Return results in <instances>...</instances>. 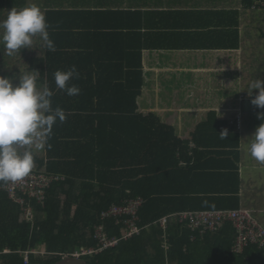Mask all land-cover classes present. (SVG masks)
<instances>
[{"label":"trees","instance_id":"16d2710c","mask_svg":"<svg viewBox=\"0 0 264 264\" xmlns=\"http://www.w3.org/2000/svg\"><path fill=\"white\" fill-rule=\"evenodd\" d=\"M230 1L212 13L224 21L204 48L240 50V95L248 96L249 84L264 79V0ZM32 4L45 14L55 51L43 47L39 37L33 38L34 49L11 55L0 46V76L38 71V87L53 91L52 106L62 108L66 120L57 121L41 150L32 148L31 172L52 178L43 199L19 195L20 204L0 188V264H55L81 249H97L99 227L108 237L121 238V218L102 215L137 198L142 200L139 233L80 259L87 264H264V247L248 244L235 252L230 223L200 235L173 217L246 209L264 228V188L250 187L240 177L244 146L262 123L257 113L264 109L245 100L238 130L236 119L228 123L209 112L189 138L180 139L154 113L139 111L142 53L191 46L174 45L172 33L142 31L139 11L81 9L66 0H0V20L11 9ZM131 57L133 66L127 62ZM72 66L79 75L68 83L80 92L68 96L56 88L54 73ZM224 129L225 139L219 135ZM163 217L165 227L159 224Z\"/></svg>","mask_w":264,"mask_h":264},{"label":"crops","instance_id":"0c3cea01","mask_svg":"<svg viewBox=\"0 0 264 264\" xmlns=\"http://www.w3.org/2000/svg\"><path fill=\"white\" fill-rule=\"evenodd\" d=\"M34 1L42 4L45 0ZM66 3L89 10L139 11L143 14L142 31L172 33L170 39L174 45L191 46L192 49L143 51V88L138 99L140 112L154 113L162 123L171 126L180 139L189 138L209 112H216L228 123L235 121L241 106L240 88L238 95L236 92L237 85H240L241 52L204 48L210 39L219 35L214 33L221 30L220 24L224 21L212 13L220 11V5L226 7L232 1L66 0ZM127 62L133 66V57Z\"/></svg>","mask_w":264,"mask_h":264},{"label":"clouds","instance_id":"9594fccd","mask_svg":"<svg viewBox=\"0 0 264 264\" xmlns=\"http://www.w3.org/2000/svg\"><path fill=\"white\" fill-rule=\"evenodd\" d=\"M48 28L45 14L35 4L11 9L0 20V46L11 55L22 49H34L33 38L39 37L43 47L55 51ZM37 72H19L18 77L0 76V188L20 182L30 174L34 167L33 146L43 147L57 121L66 120L64 110L52 106L53 91L46 85L38 87ZM78 75L75 66L67 71L57 70L56 88L68 96L78 95L80 89L68 83ZM253 90H258L254 96ZM247 94L252 105L264 109V79L253 80ZM257 119L262 123L250 136L249 154L264 164V111L257 113ZM219 135L225 139L229 132L224 129Z\"/></svg>","mask_w":264,"mask_h":264},{"label":"built area","instance_id":"2783aa9c","mask_svg":"<svg viewBox=\"0 0 264 264\" xmlns=\"http://www.w3.org/2000/svg\"><path fill=\"white\" fill-rule=\"evenodd\" d=\"M239 99L240 101L251 100L250 97L243 94L240 95ZM235 124L238 130L240 127L239 115L236 118ZM51 180L52 178L46 175L30 172L22 181L7 185L4 187V190L10 198L15 199L20 204H24V200L17 197L19 195H26L41 201L44 191ZM141 203L142 200L140 198L129 200L123 206H112L107 212L103 213V217L112 216L121 218L124 226L121 238H110L99 227L96 230V237L99 240L97 249H81L73 255L63 258L74 257L80 259L82 256H92L97 252L117 246L120 239L126 240L138 234L139 228L136 224L137 211ZM173 217H176L179 222L186 224L192 232H197L200 235H203L207 231H216L226 222L230 223L235 230V252H242L248 244L264 247V228L258 224L251 210L184 211L174 214ZM166 223L167 217L159 220V224L162 227H165ZM3 253H8V251L4 250ZM24 264L28 263L25 261Z\"/></svg>","mask_w":264,"mask_h":264},{"label":"rangeland","instance_id":"374dc122","mask_svg":"<svg viewBox=\"0 0 264 264\" xmlns=\"http://www.w3.org/2000/svg\"><path fill=\"white\" fill-rule=\"evenodd\" d=\"M239 84L236 87L238 95ZM247 102L243 101L241 108L247 107ZM249 145L246 144L244 147L245 157L240 165V177L244 183L253 188H264V165L256 162L249 154Z\"/></svg>","mask_w":264,"mask_h":264},{"label":"water","instance_id":"95a60500","mask_svg":"<svg viewBox=\"0 0 264 264\" xmlns=\"http://www.w3.org/2000/svg\"><path fill=\"white\" fill-rule=\"evenodd\" d=\"M55 264H87L84 260L74 257H66Z\"/></svg>","mask_w":264,"mask_h":264}]
</instances>
